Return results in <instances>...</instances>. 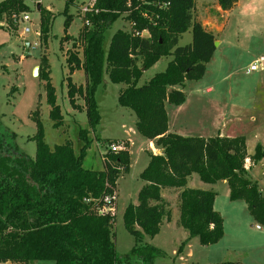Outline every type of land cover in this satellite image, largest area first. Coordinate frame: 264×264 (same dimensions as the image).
<instances>
[{
	"label": "trees",
	"instance_id": "obj_1",
	"mask_svg": "<svg viewBox=\"0 0 264 264\" xmlns=\"http://www.w3.org/2000/svg\"><path fill=\"white\" fill-rule=\"evenodd\" d=\"M79 0H65L66 8ZM223 10H230L237 0H218ZM195 0H96L78 34L82 53L70 52L69 71L83 69L85 85L68 76V96L79 108L76 96L85 100L91 130L101 122L96 90L105 74L114 83H124L118 103L136 115V128L154 140L162 152L151 153L141 173L144 185L137 203L124 211L127 230L136 238L131 250L119 256L114 242L115 214L100 212L101 198L131 168L129 143L103 155V169L84 166L90 145V129L79 132L83 145L76 154L70 140L53 147L45 141L43 125L32 139L37 149L34 157L20 150L16 134L7 130L0 117V263L31 264L54 261L55 264H155L162 250L142 243L145 236L155 237L165 219H171L162 195L164 188L180 189V224L188 238L197 236L203 245H212L224 236V219L215 207L217 193L188 186L189 176L197 173L206 183L224 180L232 201L244 200L251 215L264 224V190L253 179L250 168L264 158V146L258 143L249 154L245 136H184L169 131L167 104L181 105L183 90L189 80L201 79L216 50V38L194 17ZM29 10L25 0H0V22L16 25L21 13ZM131 22V30H116L105 48L107 29L119 18ZM72 16L65 20L68 31ZM1 28V25H0ZM41 30L46 40L47 18L42 14ZM191 30L192 41L180 45L182 35ZM148 32V36L142 35ZM82 54V56H81ZM166 55H172L164 71L139 85L145 70ZM39 78L45 81L50 118L54 127L64 124L57 103L48 60L40 59ZM144 68V70H143ZM119 143V141H118ZM108 184V185H107ZM186 264H199L190 261ZM215 264H241L223 261Z\"/></svg>",
	"mask_w": 264,
	"mask_h": 264
},
{
	"label": "rangeland",
	"instance_id": "obj_2",
	"mask_svg": "<svg viewBox=\"0 0 264 264\" xmlns=\"http://www.w3.org/2000/svg\"><path fill=\"white\" fill-rule=\"evenodd\" d=\"M29 10L16 17V25L8 27L0 22V117L7 130L16 134V142L23 152L34 157L36 141L32 139L38 130L37 119L43 125L45 141L50 145L62 144L70 140L76 154L80 153L83 141L79 132L87 128L90 145L86 150L84 166L92 169H103V155L109 149L110 141L121 138L131 140V168L117 180V210L113 227L114 242L119 256L128 253L135 245L136 238L127 230L124 223V211L129 203L138 202V194L144 185L141 173L148 165L154 148L151 139L140 134L136 128L137 117L128 107L118 103L120 90L124 83L112 82L105 74L103 83L96 90L102 119L99 125L91 130L82 96H76L75 108L68 96V76H70L67 57L70 52L82 53L78 34L84 23L81 7L89 0H79L66 8L65 0H25ZM218 0H195L194 17L197 20H214L218 15L222 26L215 32L221 41L219 49L210 63H207L205 75L198 80L187 81L189 95L188 105L198 97L215 98L202 105L197 101L192 104L189 115L183 122L198 135H214L218 121L216 118L224 111L226 119H235L234 131L245 136L252 152L258 143L264 146V62L258 70L247 72V68L264 55V29L241 41L233 36L237 4L227 12L216 13ZM42 14L47 18L49 31L46 40L41 30ZM214 14V15H213ZM29 15V19L24 18ZM72 16L68 31L65 20ZM221 16L223 18H221ZM26 28L31 31L25 32ZM131 30V22L124 17L116 20L105 35V48H108L113 33L118 29ZM142 35H148L144 32ZM30 41V54L25 56V41ZM217 40V41H218ZM192 41V32H185L179 44ZM45 56L48 60L52 83L55 87L57 103L64 115V124L54 127L49 114L45 81L35 75V67ZM82 56V54H81ZM173 56L166 55L144 71L139 85L146 83L153 75L164 71ZM78 84L86 82L85 72L77 69L72 75ZM201 91L196 95L193 85ZM213 87L214 93L207 88ZM191 88V89H190ZM192 90V92H190ZM215 100L217 106L215 105ZM187 105V106H188ZM224 118V117H222ZM221 127V126H219ZM124 144V143H123ZM154 144V143H153ZM264 190V167L259 165L249 171ZM190 185L200 189L217 191V211L224 219V236L215 244L203 245L197 236L180 245L188 238V230L180 224V189L164 188L165 201L171 210V219H165L160 232L155 237L145 236L142 243L159 247L163 254L155 259V264H186L196 261L199 264H215L223 261H238L241 264H264V224L258 223L251 215L244 200L232 201L227 196L228 184L222 182L211 185L202 181L197 173L192 174ZM258 226L260 228H258ZM31 264H55L54 261L38 260Z\"/></svg>",
	"mask_w": 264,
	"mask_h": 264
},
{
	"label": "crops",
	"instance_id": "obj_3",
	"mask_svg": "<svg viewBox=\"0 0 264 264\" xmlns=\"http://www.w3.org/2000/svg\"><path fill=\"white\" fill-rule=\"evenodd\" d=\"M236 4H237V2H236ZM235 4V5H236ZM234 5V6H235ZM231 10V9H230ZM230 10H223L222 8H221V6L218 4V7H217V9L215 10L216 11V13L217 14H221V12H227V11H230ZM214 15V14H213ZM215 16V19H216V23H215V21L214 20H211V18L209 19V20H200L201 22H202V24L205 26V28H207L209 31H211V32H213V34L215 35V32H217V31H221L222 30V26L221 25H217V22L218 21H221L220 20V17L218 18L216 15H214ZM221 18H223L222 16H221ZM2 23V22H1ZM0 23V24H1ZM146 36H148V35H146ZM216 38V37H215ZM218 39L216 38V41H217ZM218 42V45L216 46V50H215V53L213 54V57H212V59L210 60V62L213 60V59H215V55H216V53H217V51H218V49H219V46H220V44H221V41H217ZM172 56V55H171ZM258 59V58H257ZM160 60V59H159ZM209 62V63H210ZM254 63V62H253ZM252 63V64H253ZM156 64V63H155ZM263 65V64H262ZM250 67V66H249ZM249 67L247 68V70L249 69ZM79 70H81V69H79ZM83 70V69H82ZM76 71V70H75ZM74 71V72H75ZM84 71V70H83ZM74 72L72 73V74H70L71 75V77H72V75L74 74ZM248 72V71H247ZM73 80V79H72ZM74 82V81H73ZM76 84H78L77 82H75ZM78 85H80V84H78ZM81 85H85V83L83 84V83H81ZM196 86H198V85H193L191 88H194L195 87V89H192V90H195V92H196V95H199V92L201 91V88L200 87H196ZM186 87H187V82H186V84H185V87H184V91H185V94H186V100H185V102L184 103H182L181 105H174V104H171V103H168L167 104V112H168V115H169V131L170 132H176V133H179V134H181V135H184V136H204V137H208V136H214V135H218V134H220V135H225V136H237L238 134H237V132L236 131H234V128H235V126H234V123H233V120H235V119H233V118H231V119H226L225 117L226 116H224L225 115V113H224V111L222 112V111H220L218 108H216L217 110H216V112L218 111V112H221V115H218L217 116V118H216V121H218V125L216 126V130L214 131V135H198V134H195V133H193V131H192V129H190L188 126H187V124L186 123H184L183 122V118L184 117H187L188 115H189V110L190 109H192V108H194V107H192V108H190L191 107V105L192 104H196V102L198 101L201 105H202V103H206V101L208 100V101H210L211 102V99L212 98H215V97H213V96H210V97H204V96H202V97H198L197 99H196V101L195 102H193V103H191L190 105H188V102H189V95H188V92H187V89H186ZM190 88V89H191ZM192 90L190 91V92H192ZM214 89H213V87L211 86V87H208L207 88V92L208 93H214ZM216 99V98H215ZM215 105L217 106V102H216V100H215ZM188 105V106H187ZM84 110V109H83ZM222 117H224V118H222ZM65 120V119H64ZM236 121V120H235ZM219 126H221V127H219ZM119 142H128L129 143V149H130V146H131V140L130 139H128V138H121L120 140H119ZM246 142H247V140H246ZM154 143V144H153ZM151 144L152 145H154L153 146V148H154V151H153V153L154 154H158V153H161L162 152V150L158 147V146H156L155 145V141L154 140H152L151 141ZM260 144H262L261 142H260ZM263 145V144H262ZM247 149H248V152H249V154H253L254 152H252L251 150H250V148H249V146H248V144H247ZM130 154H131V150H130ZM149 160H150V158H149ZM148 163H149V161H148ZM259 165H261L262 167H264V158L258 163V164H256V165H254V166H252L251 168H250V162L249 161H247V165H246V167L247 168H249L250 170L249 171H251L254 167H258ZM191 178H192V175L191 176H189V180H188V186L189 187H192L191 185H190V180H191ZM219 182H222V184L223 185H226V184H228L226 181H224V180H221V181H217V182H215V183H208V184H211V185H217V183H219ZM229 186V185H228ZM192 188H194V187H192ZM262 189V188H261ZM206 190H213V191H215L214 189H206ZM164 191H165V189H163L162 190V195H163V197L165 198V194H164ZM215 192H217V191H215ZM218 193V192H217ZM229 193H230V188L228 187V190H227V196L229 197ZM217 204V196H216V198H215V203H214V207H215V209L216 210H218L217 208H216V205ZM0 264H16V263H11V262H8V263H0Z\"/></svg>",
	"mask_w": 264,
	"mask_h": 264
},
{
	"label": "clouds",
	"instance_id": "obj_4",
	"mask_svg": "<svg viewBox=\"0 0 264 264\" xmlns=\"http://www.w3.org/2000/svg\"><path fill=\"white\" fill-rule=\"evenodd\" d=\"M233 14L236 17L233 36L241 41L264 29V0H237Z\"/></svg>",
	"mask_w": 264,
	"mask_h": 264
},
{
	"label": "built area",
	"instance_id": "obj_5",
	"mask_svg": "<svg viewBox=\"0 0 264 264\" xmlns=\"http://www.w3.org/2000/svg\"><path fill=\"white\" fill-rule=\"evenodd\" d=\"M95 2L96 0H89V2L83 4V6L81 7V14L83 15L84 23L87 25L90 24V21L86 18V15L89 12H93L94 10L95 12H97V10L95 9ZM24 18L28 20L29 15H25ZM29 31H31L30 28L25 29V32H29ZM263 62H264V55L260 56L253 64H251L247 71L252 72V71L258 70L259 68L262 67ZM123 143L124 142L111 143L110 148L113 151H117L124 147ZM117 198H118L117 188H114V189L111 188L107 193H105L103 198H101V203L98 205V209L100 210V212H105V213L108 212V213H112L116 215ZM258 228L260 227L258 226Z\"/></svg>",
	"mask_w": 264,
	"mask_h": 264
},
{
	"label": "water",
	"instance_id": "obj_6",
	"mask_svg": "<svg viewBox=\"0 0 264 264\" xmlns=\"http://www.w3.org/2000/svg\"><path fill=\"white\" fill-rule=\"evenodd\" d=\"M30 41L29 40H26L25 41V56H28L29 54H30V51H29V48H30ZM215 45L217 46L218 45V42L216 41L215 42ZM39 69H40V65H37L36 67H35V70H34V72H35V75H39ZM143 70H144V68H143Z\"/></svg>",
	"mask_w": 264,
	"mask_h": 264
}]
</instances>
